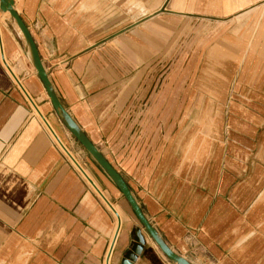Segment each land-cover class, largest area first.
<instances>
[{
    "label": "crops",
    "instance_id": "1",
    "mask_svg": "<svg viewBox=\"0 0 264 264\" xmlns=\"http://www.w3.org/2000/svg\"><path fill=\"white\" fill-rule=\"evenodd\" d=\"M12 1L60 103L166 245L190 264H264V0ZM184 48L189 102L140 100L149 68ZM0 264H177L66 127L2 9Z\"/></svg>",
    "mask_w": 264,
    "mask_h": 264
},
{
    "label": "water",
    "instance_id": "2",
    "mask_svg": "<svg viewBox=\"0 0 264 264\" xmlns=\"http://www.w3.org/2000/svg\"><path fill=\"white\" fill-rule=\"evenodd\" d=\"M0 9L3 11H8L10 15L16 21L18 27L20 28L30 50L31 58L33 65L44 84L48 95L52 101L54 108L60 114L62 121L66 125V127L71 131V133L80 141V143L85 147V149L93 156V158L97 161V163L103 168V170L110 176V178L117 185L124 198L127 200L129 205L131 206L134 214L136 215L139 222L143 225L146 231L150 234L156 244L159 246L161 251L172 261L177 264H190L184 257L176 254L172 251L166 243L159 237L158 233L154 229V227L150 224L147 218L144 216L140 206L138 205L135 197L133 196L130 188L128 187L126 181L123 177L116 171V169L106 160V158L102 155V153L98 150V148L90 142V140L86 137L84 132L77 126V124L73 121L70 115L67 113L66 109L60 103L58 97L56 96L51 83L49 81L48 75L42 65L40 60L38 51L34 44V41L26 27V25L21 20L18 13L13 8L12 0H0ZM140 248H135L134 250H139Z\"/></svg>",
    "mask_w": 264,
    "mask_h": 264
},
{
    "label": "rangeland",
    "instance_id": "3",
    "mask_svg": "<svg viewBox=\"0 0 264 264\" xmlns=\"http://www.w3.org/2000/svg\"><path fill=\"white\" fill-rule=\"evenodd\" d=\"M181 51H182L181 58L179 57V55L174 57L171 56L172 54L170 50L166 52L165 55L166 58L164 62L157 65L156 64L152 65L149 68L148 70L149 78L148 80L145 81V83L143 82V85L141 86L144 88L145 87L150 88V92L148 96H144L140 100H142L143 102L148 101V103H150L153 102L151 101L152 99L158 98V103L165 104V109H167L166 106L169 104H180L181 106H183L184 104H187L189 102L188 100L190 97L186 96V93L188 91L187 89L191 86L190 83L192 81L190 77L194 75L197 65L189 64L188 62L179 63L178 62L179 59H184L183 52L186 51V49L185 48L181 49ZM162 88H164V93H163L164 96H158V97L152 96L153 89L161 90ZM195 98L196 97L193 96L192 101ZM202 99L203 98L198 97V100L200 102L198 101L197 103H203ZM73 162L80 169L81 166L79 165L80 166L79 167L75 163L77 161H73Z\"/></svg>",
    "mask_w": 264,
    "mask_h": 264
},
{
    "label": "bare ground",
    "instance_id": "4",
    "mask_svg": "<svg viewBox=\"0 0 264 264\" xmlns=\"http://www.w3.org/2000/svg\"><path fill=\"white\" fill-rule=\"evenodd\" d=\"M22 88V87H21ZM32 103V102H31ZM33 104V103H32ZM37 110V109H36ZM51 129V128H50ZM54 134V133H53ZM55 138L57 139V141L59 142L58 140V137H56V135L54 134ZM59 144L61 145V147L67 152V154L71 157V159L73 161H75V159L72 157V155L66 150V148L63 146V144L61 142H59ZM78 166L79 164L77 162H75ZM80 167V166H79ZM82 173L84 174V176L88 179V181L90 182V184L96 188V185L94 184L93 180L89 178L88 175H86V173L84 172V170L80 167ZM97 189V188H96ZM98 193L102 196V198L107 202V199L103 196V194L97 189ZM109 203V202H107Z\"/></svg>",
    "mask_w": 264,
    "mask_h": 264
}]
</instances>
